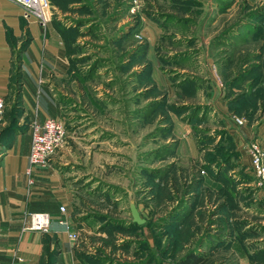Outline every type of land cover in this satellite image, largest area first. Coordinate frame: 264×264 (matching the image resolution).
<instances>
[{"label":"rangeland","instance_id":"rangeland-1","mask_svg":"<svg viewBox=\"0 0 264 264\" xmlns=\"http://www.w3.org/2000/svg\"><path fill=\"white\" fill-rule=\"evenodd\" d=\"M46 23L70 62L59 82L62 142L83 137L93 124L96 151L112 158L85 163L69 179L76 191L73 215L85 221L76 226L82 262L183 264L190 255L203 264H229L199 255L202 237L229 217L231 201L214 189L236 188L247 197L264 188L252 175L238 182L228 139L213 128L210 105L199 104L195 92L202 85L204 94L223 99L236 127L264 122V0H49ZM153 74L176 81L175 92L158 88ZM16 89L2 99L0 159L31 120L22 116ZM114 109L123 110L119 125ZM171 118L188 125L196 158L174 154ZM251 141L264 155L256 137L244 149ZM130 202L143 225L131 222ZM43 251L40 264H52L54 245Z\"/></svg>","mask_w":264,"mask_h":264},{"label":"crops","instance_id":"crops-1","mask_svg":"<svg viewBox=\"0 0 264 264\" xmlns=\"http://www.w3.org/2000/svg\"><path fill=\"white\" fill-rule=\"evenodd\" d=\"M69 63L64 42L50 24L45 22L41 25L34 17L23 16L18 5L8 0H0L1 99L6 100L11 95L16 83L13 74V65L16 64L22 116L37 122L64 116L63 94L59 82L68 77ZM150 78H153L158 88L167 90L169 96L174 91L172 85L176 81L154 74ZM191 87L182 85L181 90ZM197 88V102L210 105L209 115L213 128L221 131L229 142L228 151L232 156L228 162L238 165L234 168L240 172L238 182L246 184L251 173L247 172L249 158L244 147L252 137H256L264 147L263 119L255 128L245 124L236 127L229 118L231 113H226L224 100L216 99L212 91L211 94H204L206 88L202 85ZM114 110L113 113L119 117L114 120L119 125L123 110ZM114 120L111 118L110 122L113 123ZM185 125L181 120L171 118V133L177 140L174 154L179 158H196L198 153L195 141L186 128L188 125ZM91 128L83 131V137L70 136L71 141H63L50 155L47 165L34 172L31 184H27L24 173L28 150L27 132L21 134L19 139L16 138L0 159V264H40L45 255L44 246L52 245L55 247L52 264H84L80 259L81 247L77 241L79 234L77 233L75 240H70L64 225L59 221H64L74 231H77L76 226L85 227L82 217L77 219L73 215L76 191L69 179L76 172L86 169L85 163L98 162L102 165L112 161V158L109 161L108 157L104 159L101 150L96 151L97 144L93 141ZM213 133V141L216 142L218 136L215 131ZM103 142L101 140L100 145ZM117 142L115 140L116 147L119 148L122 143L118 145ZM214 192L231 201L225 207L229 217L227 220L217 221L214 224L216 228L208 238L202 237L203 246H199V255L203 259H227L229 264H264V189H258L247 197L237 192L236 188L230 187L217 188ZM60 205L65 208L64 213L59 211ZM136 209L139 212L138 207ZM27 212L47 213L51 218L48 233L42 235L22 230L23 216ZM144 223L134 225L140 226Z\"/></svg>","mask_w":264,"mask_h":264},{"label":"built area","instance_id":"built-area-1","mask_svg":"<svg viewBox=\"0 0 264 264\" xmlns=\"http://www.w3.org/2000/svg\"><path fill=\"white\" fill-rule=\"evenodd\" d=\"M21 9L23 16H32L39 21L41 25L48 20L49 0H8ZM3 108V102L0 98V119ZM236 124L241 125L242 121L238 117H233ZM64 128L61 118H47L42 122L31 119L27 127L28 150L26 154L25 176L27 184L32 183L34 172L38 168L45 167L47 161L61 144ZM249 158V170L255 183L264 188V155L256 142L251 141L245 148ZM59 211L65 212V208L60 205ZM51 218L45 212H27L23 216L22 229L33 230L38 233H47L49 231ZM64 225L67 237L75 240L78 236L77 231L71 230L64 221H59Z\"/></svg>","mask_w":264,"mask_h":264},{"label":"trees","instance_id":"trees-1","mask_svg":"<svg viewBox=\"0 0 264 264\" xmlns=\"http://www.w3.org/2000/svg\"><path fill=\"white\" fill-rule=\"evenodd\" d=\"M14 80L16 85V94H17V102H19V83H18V73L17 71L14 74ZM183 264H202L203 260L192 257L190 255L183 256L182 259H180Z\"/></svg>","mask_w":264,"mask_h":264},{"label":"water","instance_id":"water-1","mask_svg":"<svg viewBox=\"0 0 264 264\" xmlns=\"http://www.w3.org/2000/svg\"><path fill=\"white\" fill-rule=\"evenodd\" d=\"M128 210L131 222L136 224H140L143 222V219L139 216L135 206L131 202L128 205Z\"/></svg>","mask_w":264,"mask_h":264},{"label":"bare ground","instance_id":"bare-ground-1","mask_svg":"<svg viewBox=\"0 0 264 264\" xmlns=\"http://www.w3.org/2000/svg\"><path fill=\"white\" fill-rule=\"evenodd\" d=\"M44 14H45L46 16L48 15L46 10L44 11Z\"/></svg>","mask_w":264,"mask_h":264}]
</instances>
